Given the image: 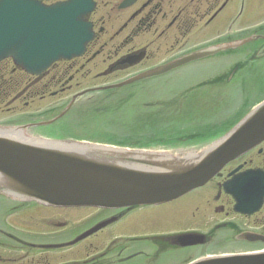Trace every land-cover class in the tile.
Instances as JSON below:
<instances>
[{
    "label": "flooded vegetation",
    "instance_id": "1",
    "mask_svg": "<svg viewBox=\"0 0 264 264\" xmlns=\"http://www.w3.org/2000/svg\"><path fill=\"white\" fill-rule=\"evenodd\" d=\"M90 1L94 7L85 20L93 38L83 55L60 61L39 77L26 74L10 60L0 63V78L4 79L7 62L13 64L8 74L21 75L15 82L12 78L0 84V104L8 100L0 116H14L8 127L64 135L72 129L73 115L87 114L101 99L130 98L128 93L143 94V88L171 86L177 82L174 75L204 64L215 66L214 71L192 83L225 85L229 100L244 103L263 94L264 4L259 6L256 0ZM239 42L245 43L229 47ZM220 46L228 48L121 88L97 90ZM70 93L68 100L63 99ZM35 98L59 99L47 109L51 120H39L43 114H24L15 106L23 101L28 108ZM244 116L228 125L222 119L206 129L221 139ZM247 172L254 176L247 187L241 185L246 191L245 207L238 211L226 185ZM4 200L13 206L0 208V264H190L208 256L253 253L264 250V141L229 162L205 186L158 206L89 208L93 212L83 217L73 211L87 208ZM10 218L14 222H8ZM184 235L202 237V243L181 245L178 239Z\"/></svg>",
    "mask_w": 264,
    "mask_h": 264
},
{
    "label": "water",
    "instance_id": "2",
    "mask_svg": "<svg viewBox=\"0 0 264 264\" xmlns=\"http://www.w3.org/2000/svg\"><path fill=\"white\" fill-rule=\"evenodd\" d=\"M93 7L90 0L53 5L38 0H0V62L11 59L28 74L40 76L58 61L83 55L93 38L91 26L85 20ZM226 48L203 51L122 84L97 90L121 88ZM26 137L24 128L0 127L1 195L53 208L157 206L203 187L229 162L262 143L264 101L223 139L199 152L174 154ZM253 176L247 172L226 185L238 202V211H244L245 207L246 191L241 185L247 187ZM105 225L86 232L79 240ZM198 238L184 235L178 243H202V237ZM190 264H264V251L203 258Z\"/></svg>",
    "mask_w": 264,
    "mask_h": 264
},
{
    "label": "rangeland",
    "instance_id": "3",
    "mask_svg": "<svg viewBox=\"0 0 264 264\" xmlns=\"http://www.w3.org/2000/svg\"><path fill=\"white\" fill-rule=\"evenodd\" d=\"M256 4L261 6L264 0H256ZM7 63L9 66L2 73L4 79L0 78V84L10 83L12 78L15 82V79L21 76L8 74L13 64ZM214 67L212 64H204L185 69L172 77L177 81L175 84L143 88V94L126 93L131 96L130 98L122 96L121 99L103 98L87 114L73 115L72 129L64 135H43L31 131L26 132V136L55 141H84L118 148L136 147L174 154L198 151L210 146L220 136L218 133L212 134L213 131L209 132L207 127H215L222 119L228 125L235 118L240 119L248 114L255 105L264 100L263 92L259 100L254 99L245 103L232 101L229 100L230 94L225 85L214 86L210 82L192 83L193 80L210 74ZM71 95L70 93L63 99L68 100ZM57 100L59 99L40 101L35 98V102L28 108H24L23 101L17 102L15 106L24 114H43L39 120L49 121L53 115L46 113L47 109L57 105L55 102ZM7 101L0 104V111L6 109ZM242 105H244L242 110L237 112ZM13 117L0 116V126H7V122L13 125ZM5 205L6 209L13 206L0 197V208H4ZM73 212L87 217L93 210L82 209ZM7 221L14 222V219L10 218Z\"/></svg>",
    "mask_w": 264,
    "mask_h": 264
},
{
    "label": "bare ground",
    "instance_id": "4",
    "mask_svg": "<svg viewBox=\"0 0 264 264\" xmlns=\"http://www.w3.org/2000/svg\"><path fill=\"white\" fill-rule=\"evenodd\" d=\"M27 138V140H30V139H28V137H26Z\"/></svg>",
    "mask_w": 264,
    "mask_h": 264
}]
</instances>
